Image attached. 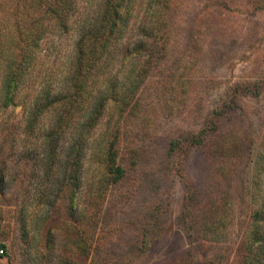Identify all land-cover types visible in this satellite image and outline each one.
I'll return each mask as SVG.
<instances>
[{"label":"rangeland","instance_id":"1","mask_svg":"<svg viewBox=\"0 0 264 264\" xmlns=\"http://www.w3.org/2000/svg\"><path fill=\"white\" fill-rule=\"evenodd\" d=\"M14 1L0 0V23L4 16H14ZM141 2L144 10L148 2ZM164 13L171 39L167 59L141 88L137 105L122 121L119 158L126 172L110 187L97 222V264H235L251 208L261 202L254 176L256 160L264 153V0H170ZM3 31L0 25V35ZM42 49L28 99L47 83L55 90L66 84L73 36H51ZM168 77L183 85L161 89ZM238 84L243 86L240 90ZM233 95L234 103L226 109ZM219 109L221 134L236 146L226 162L230 168L226 175L221 172V156L212 152L216 132L208 130L206 145L190 142ZM21 111V104L9 107V123H17ZM53 113L46 111L35 135L25 139V146L19 143L17 149L16 144L15 153L1 161L6 185L0 198V241L6 247L0 264H25L17 196L22 185L42 174L40 144ZM104 128L101 122L97 134ZM175 141L176 148L170 149ZM21 148L30 154L19 157ZM221 189L232 191L234 217L222 236L203 240L198 223ZM35 221L34 217L30 225L31 264L42 259L45 263L47 252L37 232L41 221ZM189 222L194 231L187 229ZM61 237L56 239V252Z\"/></svg>","mask_w":264,"mask_h":264},{"label":"trees","instance_id":"2","mask_svg":"<svg viewBox=\"0 0 264 264\" xmlns=\"http://www.w3.org/2000/svg\"><path fill=\"white\" fill-rule=\"evenodd\" d=\"M169 1L147 0L142 10L141 0H103L102 5L100 0H15L14 16L2 19L0 198L6 185L3 157L15 153L16 144L17 149L19 143L25 146V139L38 130L41 116L50 109L54 111L42 136L43 151L38 152L42 154V174L22 185L17 196V229L25 264L33 261L29 245L34 217L35 223L41 221L37 232L47 249L45 263L42 259L37 264H97V222L110 187L126 172L119 158L121 124L128 110L137 105L141 88L167 59L171 39L164 12ZM95 6L100 10H92ZM59 34L62 38L73 36L66 84L55 90L47 83L28 99L43 44ZM175 85L183 84H174L168 77L160 87L167 91ZM239 87L242 84L237 90ZM230 103H234V95L226 109H230ZM16 104L22 105V118L9 123L7 109ZM222 112L214 111L207 127L192 135L190 142L206 145L208 130L216 132L212 152L221 156V172L226 175L230 170L226 162L236 146L221 134ZM101 122L106 128L97 134ZM176 144L173 142L170 149ZM21 150L17 152L22 153L19 157L30 154L29 149ZM256 169L254 182L261 202L251 208L235 264H264V153L258 156ZM188 199H194L193 191ZM235 204L232 191L221 189L204 208L198 235L207 241L222 236L234 217ZM187 229L194 231L192 222ZM58 237L63 243L56 252ZM5 244L0 241V253Z\"/></svg>","mask_w":264,"mask_h":264},{"label":"built area","instance_id":"3","mask_svg":"<svg viewBox=\"0 0 264 264\" xmlns=\"http://www.w3.org/2000/svg\"><path fill=\"white\" fill-rule=\"evenodd\" d=\"M1 252V251H0Z\"/></svg>","mask_w":264,"mask_h":264}]
</instances>
